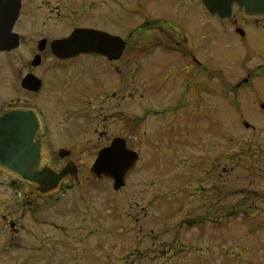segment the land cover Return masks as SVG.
Returning a JSON list of instances; mask_svg holds the SVG:
<instances>
[{"label":"flooded vegetation","instance_id":"af4514ba","mask_svg":"<svg viewBox=\"0 0 264 264\" xmlns=\"http://www.w3.org/2000/svg\"><path fill=\"white\" fill-rule=\"evenodd\" d=\"M234 15L211 16L200 0H0V112L33 110L39 121L36 140L41 146V167L63 172L58 188L42 194L0 168V188L8 187L5 182L21 188L29 202L90 185L99 180L92 176L91 166L86 175L80 165L93 164L99 151L116 138L133 151L140 143L127 177L140 160L170 155L180 159V150L192 141L194 116L201 102L206 107L209 101L211 18L231 23L236 31L241 22ZM242 15L244 22L262 17ZM76 29H92L104 36L93 38L90 50L73 54L53 44ZM134 99L139 105L137 118L130 115ZM86 146L95 153L84 157L81 148ZM202 148L208 150L209 142L204 140ZM224 188L219 183L212 200L209 187L207 196L198 197L203 204H188L187 212L202 213L189 216L186 212V217L172 222L170 243L162 244L161 236H153L152 243L162 247L150 246L144 251L146 258L151 260L162 251L172 261L187 260L193 253L209 250L211 209L223 212L217 226H225ZM7 223L14 231L23 228L11 219Z\"/></svg>","mask_w":264,"mask_h":264},{"label":"rangeland","instance_id":"374dc122","mask_svg":"<svg viewBox=\"0 0 264 264\" xmlns=\"http://www.w3.org/2000/svg\"><path fill=\"white\" fill-rule=\"evenodd\" d=\"M233 13L243 36L231 23L211 18L210 96L194 116L193 143L178 155L183 161L171 155L140 160L117 190L103 178L29 202L21 188L5 182L9 188H0V264H264V28L262 17L244 22L237 6ZM246 76L248 81L236 87ZM132 102L130 115L137 118L138 100ZM204 140L208 150L202 148ZM133 149H141L138 141ZM81 150L84 157L95 153L91 146ZM92 165L81 164V173ZM195 171L205 178L201 172L190 178ZM219 183L225 187V226H217L223 212L211 209L210 249L187 260L172 261L162 251L146 258L150 246L162 247L152 243L153 236L170 243L172 222L186 217L188 204H203L198 197L207 196L209 187L214 200ZM10 219L23 228H9Z\"/></svg>","mask_w":264,"mask_h":264},{"label":"water","instance_id":"95a60500","mask_svg":"<svg viewBox=\"0 0 264 264\" xmlns=\"http://www.w3.org/2000/svg\"><path fill=\"white\" fill-rule=\"evenodd\" d=\"M200 2L207 13L220 18L230 16L234 4L245 13L263 14L264 18V0H200ZM237 30L242 33L240 29ZM103 36L104 34L96 30L76 29L68 37L53 41V44L62 46L67 53L73 54L80 50H90L93 38L100 40ZM245 125L248 126V123ZM38 127L39 121L33 110L7 108L0 112V168L27 181L34 193H48L58 187L63 172L57 173L41 167V146L36 140ZM136 158V152L126 149L116 138L109 146L99 151L90 171L95 178L110 179L113 188L117 189L124 184L125 177Z\"/></svg>","mask_w":264,"mask_h":264}]
</instances>
